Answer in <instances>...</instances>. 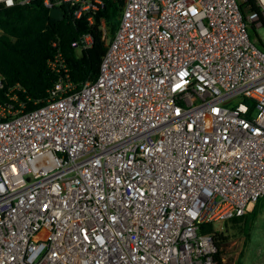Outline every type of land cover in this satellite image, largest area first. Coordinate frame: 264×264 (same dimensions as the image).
Wrapping results in <instances>:
<instances>
[{"label":"built area","instance_id":"obj_1","mask_svg":"<svg viewBox=\"0 0 264 264\" xmlns=\"http://www.w3.org/2000/svg\"><path fill=\"white\" fill-rule=\"evenodd\" d=\"M241 1L124 0L96 78L57 49L31 107L0 73V264H217L200 225L264 196V0Z\"/></svg>","mask_w":264,"mask_h":264},{"label":"trees","instance_id":"obj_2","mask_svg":"<svg viewBox=\"0 0 264 264\" xmlns=\"http://www.w3.org/2000/svg\"><path fill=\"white\" fill-rule=\"evenodd\" d=\"M101 1L102 4L93 13L91 24L85 17L73 19L65 3L59 5L64 13L61 20L49 16V9L42 0H33L25 5L0 4V73L4 75L7 85L18 83L23 87L20 96L28 107L34 105V100L45 98L57 79V73L48 66V60L53 58L57 49L62 53L70 77L76 84L96 78L106 49L100 23L104 22L107 34L111 37L124 4V0ZM239 8L243 15L258 9L254 0L241 1ZM85 34L91 36L92 42L78 52L72 43ZM53 42H56L55 45ZM260 200L251 211L228 220L233 224L241 222V231L248 234ZM200 231L213 233L217 248L214 257L217 264H225L221 261L220 248L226 240L223 232L216 230L212 222L202 223Z\"/></svg>","mask_w":264,"mask_h":264},{"label":"rangeland","instance_id":"obj_3","mask_svg":"<svg viewBox=\"0 0 264 264\" xmlns=\"http://www.w3.org/2000/svg\"><path fill=\"white\" fill-rule=\"evenodd\" d=\"M253 30L254 27L249 30L251 36L257 34L264 40V28H259L256 34ZM258 204L248 234L241 231V222L233 224L227 220L214 223V228L226 236L220 246L225 264H264V196Z\"/></svg>","mask_w":264,"mask_h":264},{"label":"water","instance_id":"obj_4","mask_svg":"<svg viewBox=\"0 0 264 264\" xmlns=\"http://www.w3.org/2000/svg\"><path fill=\"white\" fill-rule=\"evenodd\" d=\"M49 16L56 19V20H61L64 17V13L59 6H54L49 8L48 12Z\"/></svg>","mask_w":264,"mask_h":264},{"label":"clouds","instance_id":"obj_5","mask_svg":"<svg viewBox=\"0 0 264 264\" xmlns=\"http://www.w3.org/2000/svg\"><path fill=\"white\" fill-rule=\"evenodd\" d=\"M8 4L10 5L11 3H9V0H7Z\"/></svg>","mask_w":264,"mask_h":264},{"label":"snow or ice","instance_id":"obj_6","mask_svg":"<svg viewBox=\"0 0 264 264\" xmlns=\"http://www.w3.org/2000/svg\"><path fill=\"white\" fill-rule=\"evenodd\" d=\"M12 2V0H9V3H11Z\"/></svg>","mask_w":264,"mask_h":264}]
</instances>
